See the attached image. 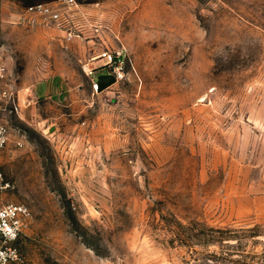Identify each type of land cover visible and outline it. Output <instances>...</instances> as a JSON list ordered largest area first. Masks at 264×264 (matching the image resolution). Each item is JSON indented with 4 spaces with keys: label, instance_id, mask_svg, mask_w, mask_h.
Instances as JSON below:
<instances>
[{
    "label": "rangeland",
    "instance_id": "obj_1",
    "mask_svg": "<svg viewBox=\"0 0 264 264\" xmlns=\"http://www.w3.org/2000/svg\"><path fill=\"white\" fill-rule=\"evenodd\" d=\"M0 61V205L30 211L6 264H264V0H0Z\"/></svg>",
    "mask_w": 264,
    "mask_h": 264
},
{
    "label": "built area",
    "instance_id": "obj_2",
    "mask_svg": "<svg viewBox=\"0 0 264 264\" xmlns=\"http://www.w3.org/2000/svg\"><path fill=\"white\" fill-rule=\"evenodd\" d=\"M29 11L37 12L50 21L58 22L60 15L56 9L45 5L29 7ZM94 59L100 61L96 67L83 65V71L88 77L89 88L92 94L99 90L98 75H111L115 83L125 76L126 54L123 49L107 50L99 53ZM19 110L18 95L9 84V75L6 65L0 61V155L9 142V128L3 118L6 113H17ZM10 188V183L3 178L0 161V191ZM29 209L22 203H6L0 205V264H6L18 258L16 249L12 246L20 238L27 219Z\"/></svg>",
    "mask_w": 264,
    "mask_h": 264
},
{
    "label": "crops",
    "instance_id": "obj_3",
    "mask_svg": "<svg viewBox=\"0 0 264 264\" xmlns=\"http://www.w3.org/2000/svg\"><path fill=\"white\" fill-rule=\"evenodd\" d=\"M54 79L55 78L37 83L33 86L32 93L40 97H50L54 94L60 95L64 92L63 89H61L62 85L58 80Z\"/></svg>",
    "mask_w": 264,
    "mask_h": 264
},
{
    "label": "water",
    "instance_id": "obj_4",
    "mask_svg": "<svg viewBox=\"0 0 264 264\" xmlns=\"http://www.w3.org/2000/svg\"><path fill=\"white\" fill-rule=\"evenodd\" d=\"M99 90H105L115 83V79L111 75H98Z\"/></svg>",
    "mask_w": 264,
    "mask_h": 264
}]
</instances>
